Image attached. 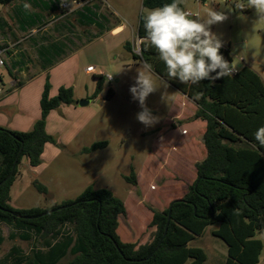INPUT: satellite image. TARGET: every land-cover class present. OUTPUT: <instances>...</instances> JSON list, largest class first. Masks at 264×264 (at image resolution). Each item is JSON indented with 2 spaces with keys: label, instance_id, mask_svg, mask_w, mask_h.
Instances as JSON below:
<instances>
[{
  "label": "trees",
  "instance_id": "16d2710c",
  "mask_svg": "<svg viewBox=\"0 0 264 264\" xmlns=\"http://www.w3.org/2000/svg\"><path fill=\"white\" fill-rule=\"evenodd\" d=\"M17 1L20 0H0V3ZM52 1L56 10L62 0ZM171 2L143 0L142 4L144 9L151 10ZM177 3L185 10L182 0ZM145 15L142 13L140 18L139 38L145 36ZM126 49L135 60L151 64L157 76L197 106L188 121L207 123L203 136L207 156L196 164V181L183 198L174 200L168 208L161 211L150 207L153 219L149 227L154 231L151 240L141 245L121 240L118 228L120 219L126 217V207L108 189L89 186L75 200L49 208H14L11 188L23 157L28 158L31 168L41 165L46 145L57 143L46 130L48 115L62 105L75 103L73 88L61 87L51 97V87L46 84L40 102L41 118L32 131L16 132L0 127V224L9 227L10 241L33 242L30 254L13 248L0 264H63L69 256L72 259L68 264H205L206 252L191 247L190 243L213 224L219 225L214 235L228 247L224 264H259L264 250V242L258 238L264 231V148L255 142L254 133L264 126L262 77L243 64L230 77L202 80L196 85L182 84L178 79L169 80L166 66L153 47L141 43L140 55L133 52L131 43L126 44ZM220 53L233 63L229 49L221 48ZM94 80L97 99L105 77L94 75ZM114 96V90L109 89L106 100ZM106 146L107 142L95 143L84 152ZM126 180L138 185L134 170ZM33 184L38 192L48 196L45 185L37 180ZM4 240L0 234V244Z\"/></svg>",
  "mask_w": 264,
  "mask_h": 264
},
{
  "label": "rangeland",
  "instance_id": "374dc122",
  "mask_svg": "<svg viewBox=\"0 0 264 264\" xmlns=\"http://www.w3.org/2000/svg\"><path fill=\"white\" fill-rule=\"evenodd\" d=\"M66 1L71 5V9L79 5L75 4L74 0ZM109 1L127 14L129 17L127 24L136 25L142 13L147 14L148 11L143 8L142 0ZM182 2L185 10L199 12L201 18H204L210 9L223 11L228 18L211 26V31L223 41L222 48L231 51L233 58L231 65L238 69L240 64H244L253 70L264 71V18L256 15L254 9L237 11L235 8L236 3L242 2L247 5V1L182 0ZM4 8L5 4L0 3V17H4ZM9 24L10 26L0 34V41L5 48H9V54H14L22 35L19 33L16 19H9ZM130 31L113 41L116 44L115 49L110 48L106 61L103 52L83 51L77 58L67 60L63 58L57 61L55 67L45 69L48 71L39 67L20 75V72L9 73L7 65L0 68L3 80L0 125L4 126L0 127L12 128L22 119L39 120L40 102L46 84L51 87V97H55L61 87L73 88L75 103L62 105L50 112L47 117V133L53 136L57 143L46 145L41 165L36 168H31L28 158L23 157L15 180L17 182L11 188V205L16 209L49 208L55 204L75 200L88 186H93L94 189H108L120 198L126 207V217L120 219L118 228L121 240L141 245L151 240L154 231L149 227L153 215L150 207L158 210L168 208L169 198L165 199L164 193L160 192L166 187L171 190L170 186L174 189L177 181L182 180L178 176L181 173L174 174V171L181 168L189 179L194 181L197 174L196 164L204 160L206 151L203 143L204 134L200 130L193 137L187 138L185 134H181L183 137H180L179 134L174 141L169 139L172 131L194 121H188L192 116L167 121L173 104L180 95L155 76L153 71L152 79L158 90L148 96L146 106L154 116L160 118L159 122L154 127L145 128L136 120V113L141 111V108L138 102L132 99L129 88L134 83L137 69L145 62L139 60L138 66L123 68L122 63L134 64L133 54H129L124 45H121L123 40L125 42L128 40L132 46L134 45V53L140 55L139 43L135 42ZM238 44H244L245 48L236 51L235 46ZM102 63L104 65L99 66ZM90 65L97 66L96 72H103L105 76V84L98 99L94 98L96 91L94 75L92 73L88 75L87 72ZM108 76H112L113 81H108L106 79ZM109 89L114 90L115 96L111 100H104ZM81 101H89V105L81 107ZM84 127L82 134L78 135ZM100 142H107V146L84 152V149ZM146 159H156L154 172L157 178L150 183L151 189L143 194L139 184L134 186L128 183L126 177L131 176L133 170L136 176L141 170L151 172L144 163ZM143 175L149 177L142 171V177ZM36 180L49 189L48 196L41 194L34 187L33 183ZM1 228L5 240L0 244V260L13 246L18 247L24 254H30L33 242L19 239L10 241L9 227L3 225ZM218 228V224L210 225L202 236L190 243L191 247L201 248L206 252L208 260L205 264H224L227 260V245L214 235ZM258 238L264 242V231ZM71 259L69 256L62 263L68 264ZM259 264H264V250Z\"/></svg>",
  "mask_w": 264,
  "mask_h": 264
},
{
  "label": "crops",
  "instance_id": "0c3cea01",
  "mask_svg": "<svg viewBox=\"0 0 264 264\" xmlns=\"http://www.w3.org/2000/svg\"><path fill=\"white\" fill-rule=\"evenodd\" d=\"M26 3L31 5L30 10H26L24 8V4ZM54 4L55 2H53L52 0H20L5 5L6 8H4V17H0V34H2L8 28V26H10L9 19H16L19 24V33H21L22 35L20 37L21 39L18 41L19 47L16 48L14 54H7V68L9 73L20 72V75H23L26 71L29 72L32 70V68L39 67L41 69H44V71H48L45 69H47L48 67H51L50 69L55 67L57 61H60L63 58L64 60H67L69 58H77V56L81 55V52L83 51L90 53L103 52L106 61L107 55L111 51L110 48H113V50L115 49L116 44H114L113 41H116L119 36L123 35L125 32H128V30H131L130 32L135 42L137 41L139 43V46L141 44L140 38L138 36V28L141 16L137 19L136 25H131L130 23L127 24L126 21L129 20V17L126 16L127 14H124L118 8V6L113 5L109 0H90L87 3H79V5L75 6L74 9L70 8L68 10H65V12H63L61 6L54 10L56 8ZM9 8L10 12H8ZM33 24L35 26L30 27ZM124 42L125 41L123 40L121 42V45H124V47L126 48V44L130 42L128 40L125 43ZM21 45H23V48H21ZM132 49L134 52V45L132 46ZM128 52L129 54L131 53L130 51ZM133 60L134 64H130L129 62H126L125 64L122 63L123 68L138 66L139 60H135L134 58ZM103 65L104 64L102 63L99 66ZM88 67H95L97 71V66L95 65H90ZM254 71H256L264 81V71ZM92 75L104 76L103 72H96ZM158 78L163 80L159 76ZM163 81L166 82L165 80ZM167 84L170 87L174 88L169 83ZM176 91L180 96H178V99L174 102L171 109L170 118L167 121H171L175 118L181 120L187 118L188 116L191 117L197 110V106L193 102H191L178 90ZM99 97L100 96H98V98ZM104 100H106V98ZM101 101L102 100L100 99L99 102ZM37 120V118H32L27 119V121L24 120V122L22 119V121H19L15 126H12V128H9L8 126L7 127L11 131L30 132L33 130ZM206 127L207 123L205 121L198 120L189 122L178 127L177 129H175V131H172L169 139L174 141L175 139H177V136L179 134L180 137H183L182 135L184 134L187 138L190 136L193 137L199 130L203 134H205ZM84 129L85 127L79 131L78 135L82 134ZM183 150L185 149L183 148ZM205 151L207 156L206 148ZM206 156L204 157V159L206 158ZM155 160L156 159H146L144 163L147 164L148 170H150L151 172L147 170H141L139 172V175L137 176L138 184L143 191V194L149 191L148 189H151L150 183H152V181L157 178L155 177L156 173L154 172V169L156 168ZM142 171L144 174L147 173L149 177L146 178V176L144 175V177H142ZM175 172L177 174L178 172L182 174H178V176L182 178V180L177 181V185L174 186V189L172 188V186H170V184L168 186H170L171 190L166 189L168 188L166 187V190L164 189L162 192H160L164 193V196L166 197L165 199L169 198V205L174 200L183 198L187 194L189 187L197 179L196 174V178L194 179V181H191L187 173L184 172L181 168H178L177 171H174V174ZM177 194H179V196ZM125 203H127V201H125ZM164 209L165 208L160 210L162 211ZM2 226L3 225L0 224V234H2V236L4 237L1 228ZM126 243L131 242L127 241ZM13 248L18 247L13 246L11 250ZM11 250L9 252H11ZM20 252L22 251L20 250ZM8 264H12V262H8Z\"/></svg>",
  "mask_w": 264,
  "mask_h": 264
},
{
  "label": "clouds",
  "instance_id": "9594fccd",
  "mask_svg": "<svg viewBox=\"0 0 264 264\" xmlns=\"http://www.w3.org/2000/svg\"><path fill=\"white\" fill-rule=\"evenodd\" d=\"M24 8L30 10L31 5L26 3ZM235 8L241 11L254 9L256 15L264 18V0H247V5L236 3ZM193 16L195 18H191ZM227 18L223 11L211 9L201 18L199 12L185 11L177 0H172L147 11L143 24L145 36L140 42L157 51L166 66L169 80L178 79L182 84L196 85L202 80L230 77L235 68L220 53L223 41L211 31V26ZM157 90L152 79V65L145 62L137 69L134 83L129 88L132 99L141 108L135 118L145 128L154 127L160 119L146 106L148 96ZM254 140L264 148V126L255 131Z\"/></svg>",
  "mask_w": 264,
  "mask_h": 264
},
{
  "label": "built area",
  "instance_id": "2783aa9c",
  "mask_svg": "<svg viewBox=\"0 0 264 264\" xmlns=\"http://www.w3.org/2000/svg\"><path fill=\"white\" fill-rule=\"evenodd\" d=\"M74 3L75 4H79L76 0H74ZM61 8L64 9V10H68L71 8V5L66 1V0H62L61 1V4H60ZM8 49L9 48H5L3 46V43L0 41V68H3V67H6L7 65V58H6V55L8 54ZM239 71V68H235V72L233 73V75H236ZM87 72L88 73H92V74H95L96 73V69L95 67H88L87 68ZM110 76L106 77V79L108 81H113V78L109 79ZM2 75L0 73V95L3 94V86H2Z\"/></svg>",
  "mask_w": 264,
  "mask_h": 264
},
{
  "label": "water",
  "instance_id": "95a60500",
  "mask_svg": "<svg viewBox=\"0 0 264 264\" xmlns=\"http://www.w3.org/2000/svg\"><path fill=\"white\" fill-rule=\"evenodd\" d=\"M237 11H241V10L237 9ZM239 48H245V45L244 44H238V45L235 46L236 51H238ZM241 67H242V65L239 66V68H241ZM87 105H89V101H81L80 102V106L81 107H84V106H87Z\"/></svg>",
  "mask_w": 264,
  "mask_h": 264
}]
</instances>
